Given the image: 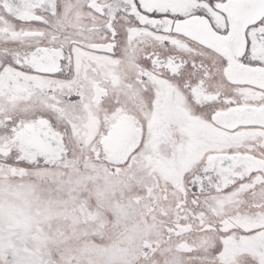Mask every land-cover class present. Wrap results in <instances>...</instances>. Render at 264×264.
Segmentation results:
<instances>
[{
  "label": "snow or ice",
  "instance_id": "snow-or-ice-1",
  "mask_svg": "<svg viewBox=\"0 0 264 264\" xmlns=\"http://www.w3.org/2000/svg\"><path fill=\"white\" fill-rule=\"evenodd\" d=\"M0 264H264V0H0Z\"/></svg>",
  "mask_w": 264,
  "mask_h": 264
}]
</instances>
